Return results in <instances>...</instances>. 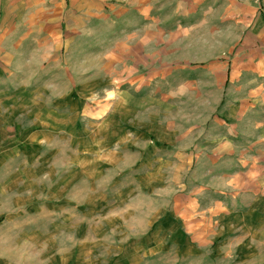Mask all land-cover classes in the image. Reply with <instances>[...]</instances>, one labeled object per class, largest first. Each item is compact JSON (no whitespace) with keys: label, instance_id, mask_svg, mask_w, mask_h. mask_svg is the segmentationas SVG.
<instances>
[{"label":"crops","instance_id":"0c3cea01","mask_svg":"<svg viewBox=\"0 0 264 264\" xmlns=\"http://www.w3.org/2000/svg\"><path fill=\"white\" fill-rule=\"evenodd\" d=\"M3 8L14 22L13 63L27 53L38 64L39 86L57 96L44 134H67V107H76L72 132L83 142L77 133L83 137L84 109L76 96L92 87L91 94L104 95L91 115L89 157L102 150L105 157L92 163L95 168H114L116 155L128 150L137 155L132 168L139 171L156 152L161 163L175 160L171 173L178 182L186 163H202L205 186L217 177L222 193L264 191V0H0V14ZM21 35L27 45H20ZM84 63L91 69L86 74ZM3 95L0 144L29 156L41 126L31 116L27 138H21L19 116L27 106L14 108L12 96L5 103ZM3 127L14 130L6 137ZM119 144L120 153L114 149ZM79 177L85 179L82 166ZM68 261L74 260L41 264H98ZM0 264L30 263L9 260L0 244Z\"/></svg>","mask_w":264,"mask_h":264},{"label":"rangeland","instance_id":"374dc122","mask_svg":"<svg viewBox=\"0 0 264 264\" xmlns=\"http://www.w3.org/2000/svg\"><path fill=\"white\" fill-rule=\"evenodd\" d=\"M12 23L3 8L0 40L7 43L0 47V91L8 95L2 101L11 102L12 96L14 108L27 106L19 116L25 124L21 138H27L31 116L41 127L34 137L40 141L31 143L38 145L29 156L23 150L5 151L11 145L0 144V244L6 258L30 264L60 258L98 264H264V191L222 193L217 177L205 186L202 163L189 168L184 162L186 173L178 182L171 173L175 160L165 157L161 163L156 152L148 154L139 171L132 168L137 155L128 150L116 155L114 168L94 167L93 162L105 160L103 150L93 160L89 157L94 148L92 114L103 93L91 94L89 87L76 96L84 109L83 127L78 128L84 139L77 133L83 142L72 132L76 107H67V134H44L57 96L39 86L43 80L35 78L38 64L29 62L27 53L13 63ZM19 43L27 45V37L21 35ZM84 65L86 74L91 69ZM90 77L83 78L85 87ZM3 128L6 137L14 130ZM114 149L120 153L123 146ZM92 174L95 184L88 181ZM79 249L84 253L77 256Z\"/></svg>","mask_w":264,"mask_h":264}]
</instances>
